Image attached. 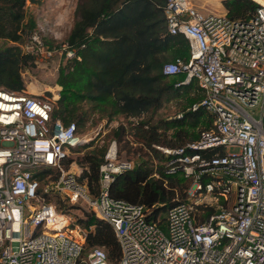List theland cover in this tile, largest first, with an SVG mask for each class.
Listing matches in <instances>:
<instances>
[{
  "label": "built area",
  "instance_id": "obj_1",
  "mask_svg": "<svg viewBox=\"0 0 264 264\" xmlns=\"http://www.w3.org/2000/svg\"><path fill=\"white\" fill-rule=\"evenodd\" d=\"M255 1L249 17L235 19L193 0H167L168 29L188 39L190 58L166 62L163 72L196 80L204 96L193 108L203 106L213 120L198 139L156 145L172 155L168 173L193 180L188 200L163 222L150 219L145 205L111 196L115 174L132 167L119 158L116 138L93 197L80 181L82 166L67 165L89 137L54 116L60 92L0 87V264H264V1ZM22 46L37 58L75 55L67 42L48 46L39 30ZM53 198L73 206L60 211ZM76 209L113 225L118 261L86 244L93 224Z\"/></svg>",
  "mask_w": 264,
  "mask_h": 264
},
{
  "label": "trees",
  "instance_id": "obj_2",
  "mask_svg": "<svg viewBox=\"0 0 264 264\" xmlns=\"http://www.w3.org/2000/svg\"><path fill=\"white\" fill-rule=\"evenodd\" d=\"M29 1L42 2L0 0V87L30 90L23 71L39 58L21 47L36 25L35 18L28 17ZM223 4L235 19H246L259 5L255 0H223ZM166 6L167 0H79L66 41L75 55L61 64L57 79L61 90L54 99V116L64 123L75 121L80 130L100 111L118 143H129L131 134L133 142L141 144L138 150L147 147V158L116 173L109 190L115 198L145 205L148 217L161 222L171 207L188 200L193 180L182 171L168 173L172 155L156 145L179 147L198 139L213 120L203 106L193 108L204 96L196 80L182 83L185 73L163 72L166 62L190 58L188 39L168 29ZM178 97L185 102L176 115L154 119L167 101ZM119 115L130 120L129 125L111 124ZM95 142H85L76 149L85 151L67 160L68 166L73 161L82 166L80 181L93 197L100 192V165L108 148V143ZM156 158L162 162L155 163ZM57 200L60 211L73 206ZM87 215L80 218L83 224H93L86 244L105 248L109 259L118 261L122 249L113 225L91 211Z\"/></svg>",
  "mask_w": 264,
  "mask_h": 264
},
{
  "label": "rangeland",
  "instance_id": "obj_3",
  "mask_svg": "<svg viewBox=\"0 0 264 264\" xmlns=\"http://www.w3.org/2000/svg\"><path fill=\"white\" fill-rule=\"evenodd\" d=\"M79 0H42L40 3L28 2L27 10L28 17L32 16L36 20L34 30H39L43 33L45 42L50 47L60 48L66 43L68 34L73 26L75 19V9ZM198 6L206 11L226 12L227 9L223 4V0H193ZM41 29V31H40ZM9 43V42H8ZM23 44V43H22ZM21 44V47L23 48ZM60 50V49H59ZM66 61V58L59 51L51 58H39L34 66L28 67L23 71L25 81L27 85L31 84L30 90L36 93H44L49 96H53L54 93L60 92V86L58 85L59 69L61 64ZM185 99L173 98L164 104V107L154 115V119L157 120L160 117H171L176 115L182 106H184ZM102 112L98 111L93 115V119L80 131L85 134L86 137L95 139V143L103 144L110 143L112 137L110 136L111 125H108L106 117H102ZM126 122L129 125L128 119L122 115L117 116L111 124H118L119 122ZM130 142L122 141L118 143L119 158L121 161H127L131 163L132 167H135L139 162L147 158V147L141 148V144L134 143L133 136L130 134ZM129 140V139H128ZM87 141V142H89ZM86 142V143H87ZM82 144L80 147H83ZM78 147V148H80ZM85 150L80 152L75 151L71 155L73 157L82 154ZM162 160L155 159V163L160 164ZM77 163V162H76ZM73 169H77V164L72 165ZM193 182L188 189L189 196L192 194ZM53 200H57L53 198ZM58 201V200H57ZM89 213L87 209L77 210L76 214L80 218H86Z\"/></svg>",
  "mask_w": 264,
  "mask_h": 264
},
{
  "label": "bare ground",
  "instance_id": "obj_4",
  "mask_svg": "<svg viewBox=\"0 0 264 264\" xmlns=\"http://www.w3.org/2000/svg\"><path fill=\"white\" fill-rule=\"evenodd\" d=\"M260 1H264V0H260ZM30 88H32V86L30 85Z\"/></svg>",
  "mask_w": 264,
  "mask_h": 264
}]
</instances>
